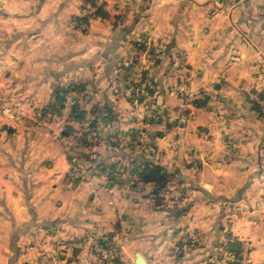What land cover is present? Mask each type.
Returning <instances> with one entry per match:
<instances>
[{
    "label": "crops",
    "instance_id": "0c3cea01",
    "mask_svg": "<svg viewBox=\"0 0 264 264\" xmlns=\"http://www.w3.org/2000/svg\"><path fill=\"white\" fill-rule=\"evenodd\" d=\"M85 2L0 0V264H104L97 235L124 264H234L235 241L264 264V0ZM177 83L206 105L145 127ZM147 163L166 170L158 194Z\"/></svg>",
    "mask_w": 264,
    "mask_h": 264
},
{
    "label": "rangeland",
    "instance_id": "374dc122",
    "mask_svg": "<svg viewBox=\"0 0 264 264\" xmlns=\"http://www.w3.org/2000/svg\"><path fill=\"white\" fill-rule=\"evenodd\" d=\"M104 1L105 0H97V4L98 5H103L104 12H106V10L108 8L111 9V11H113L112 8H113V5H114L115 2H112V0H110L109 1L110 7L107 8L106 5H105V3H104ZM84 4H85L84 5L85 8L82 9V13H84V14L85 13H88L89 15H92V14L95 13L96 8H95V6L92 5V2L91 1L86 0V2ZM175 94L177 95V99L179 101L178 104H177L178 106L176 108L172 109L173 111L169 112L167 115L165 114V116H163V117L161 116L162 121H163L162 123H165L166 124V121L168 119H170V118H173V119L176 118L177 111H179L178 113L181 114V115L179 117H177V121H175V123H171V125H169V126H167V125H164V126L161 125L160 127H161V129L163 131L170 129L171 127H175L176 125H178L179 123L182 122V119H185V118L190 117L191 115L188 114V110L190 109L189 106L192 105L191 104V100L193 101V100H195L197 98H200V96H201L199 93H197L196 91H194L191 87H189L188 85L183 84V83H177L176 84V86H175ZM189 97H191V98H189ZM8 103H9V101H8ZM179 108H181L182 111ZM141 118H142V121H143V117H141ZM157 118H160V116L157 117ZM146 122H144V121L142 122L144 126H145V123ZM90 123L93 124V125H91V127H93L94 126V122H90ZM136 131L138 133V136H136V138L138 139V141H141V138H143L144 132H143L142 129H138ZM128 140L129 141L127 143H129L131 141L130 139H128ZM72 141H73V139H72ZM73 143L76 144L75 140H74ZM72 160L74 162L73 163L74 166L72 168V174L74 175V177L77 178V179H85L83 177H78L76 175V172H75V171H78L77 168H80V167L82 168L83 167L84 169H86L87 175H88V172H89L90 169L84 163V159L81 158V157H79L78 155H76L75 157H73ZM98 238H104V239L107 240V236L106 235L91 236L90 237V245H91L92 250H94V252L98 255V257L100 258V260L102 261V263H104V264H112V261H111L112 258L111 257H107L108 255H105L102 251H100L101 250L100 248H99L100 250L97 249V244L100 243V241H99ZM85 243H80V242H78V240H76V241H74L72 243L68 242L66 244H60V246H62L63 248H66L69 245L71 247H74V248H77L78 249V248L82 247L83 244H85ZM107 248H111V247L108 246ZM111 250L112 251H115L117 253V255L120 256L119 251L117 250L116 247H112ZM105 258L107 259V261L109 260L107 263H105V260H104ZM6 262L7 261L4 260V264H6ZM10 262H12V261H10ZM12 263H15V261L12 262Z\"/></svg>",
    "mask_w": 264,
    "mask_h": 264
},
{
    "label": "trees",
    "instance_id": "16d2710c",
    "mask_svg": "<svg viewBox=\"0 0 264 264\" xmlns=\"http://www.w3.org/2000/svg\"><path fill=\"white\" fill-rule=\"evenodd\" d=\"M92 2V5L95 6L96 10H95V15H105L106 12H104L103 10V5H98L97 4V0H88ZM85 8V7H84ZM85 20V19H84ZM262 98H264V95H261ZM208 102V96L203 94L200 96V98H197L193 101H191V104H193L196 107H202L205 106L206 103ZM255 107L259 108L260 105L258 103H254ZM57 106H59V112L61 111V109L64 106V98L60 97L57 100L56 103ZM72 119L73 120H80L83 118V112L80 110L78 105H75L73 108V112H72ZM107 119V116H105V121ZM160 119V118H159ZM80 143L81 144H85L88 145L91 142H95L94 140H97V135L92 134V130H87V132H84L80 137H79ZM142 180L145 182H151L155 184V190L154 193L158 194L159 190L161 188H164L168 182V178H167V173L165 168L160 165V164H155V163H147L139 172ZM101 244H104L106 246L109 247H114L113 243H111V238L110 236L107 237V240L104 238H98ZM189 242V241H188ZM111 243V244H110ZM232 248V254H233V263L234 264H239V260L241 258V252L243 250L242 244L241 242H237L235 241L234 243L231 244ZM105 263H107V259L105 258ZM112 264H124L123 261L121 260L120 257H114L111 259Z\"/></svg>",
    "mask_w": 264,
    "mask_h": 264
},
{
    "label": "built area",
    "instance_id": "2783aa9c",
    "mask_svg": "<svg viewBox=\"0 0 264 264\" xmlns=\"http://www.w3.org/2000/svg\"><path fill=\"white\" fill-rule=\"evenodd\" d=\"M189 98H191V97H189ZM192 101V100H191ZM180 110H181V108H179ZM3 110H4V112L6 113V114H8V115H11L12 116V114L14 113L13 112V109H12V107H10V106H4L3 107ZM182 111V110H181ZM179 111H177V116H176V118H170V119H166L167 121H166V124L165 123H162L163 121L162 120H156V121H149V120H147V122L145 123V126L147 127V126H153V125H155V124H157V125H167V126H169V125H171V123H175V121H177V117H179L181 114H179L178 113ZM78 169V171H75L76 172V175L78 176V177H83V178H86L88 175H87V171H86V169H84L83 167L81 168H77ZM108 246H106V245H104V244H101V243H98L97 244V249L98 250H100V251H102L105 255H108L107 257H111V258H114V257H119V255H117V253L115 252V251H112L111 250V248H107ZM100 248V249H99ZM249 252H250V248H249V246H247V245H244V247H243V250H242V252H241V258H240V260H239V263L240 264H249Z\"/></svg>",
    "mask_w": 264,
    "mask_h": 264
},
{
    "label": "water",
    "instance_id": "95a60500",
    "mask_svg": "<svg viewBox=\"0 0 264 264\" xmlns=\"http://www.w3.org/2000/svg\"><path fill=\"white\" fill-rule=\"evenodd\" d=\"M137 263L138 264H146L144 257L140 253L137 254Z\"/></svg>",
    "mask_w": 264,
    "mask_h": 264
}]
</instances>
